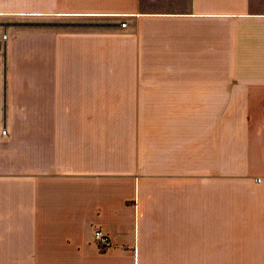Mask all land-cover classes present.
Masks as SVG:
<instances>
[{
    "label": "crops",
    "instance_id": "1",
    "mask_svg": "<svg viewBox=\"0 0 264 264\" xmlns=\"http://www.w3.org/2000/svg\"><path fill=\"white\" fill-rule=\"evenodd\" d=\"M0 22V264H264V0Z\"/></svg>",
    "mask_w": 264,
    "mask_h": 264
},
{
    "label": "built area",
    "instance_id": "2",
    "mask_svg": "<svg viewBox=\"0 0 264 264\" xmlns=\"http://www.w3.org/2000/svg\"><path fill=\"white\" fill-rule=\"evenodd\" d=\"M123 26H126L123 24ZM9 35L7 32V26L0 22V58L4 56V48L7 46ZM94 240L101 249H108L111 245V239L104 234L101 230L95 231Z\"/></svg>",
    "mask_w": 264,
    "mask_h": 264
}]
</instances>
